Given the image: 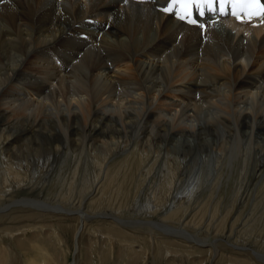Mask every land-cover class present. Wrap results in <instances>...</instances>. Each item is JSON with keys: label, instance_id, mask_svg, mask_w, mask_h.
Listing matches in <instances>:
<instances>
[{"label": "bare ground", "instance_id": "1", "mask_svg": "<svg viewBox=\"0 0 264 264\" xmlns=\"http://www.w3.org/2000/svg\"><path fill=\"white\" fill-rule=\"evenodd\" d=\"M162 1L0 0V214L20 207L76 216L82 227L98 218L157 227L213 258L220 240L264 264V253L231 244L232 236L209 243L183 224L91 212L90 195L67 207L41 195L58 159L72 155L101 159L104 177L124 154L163 157L169 172L190 171L194 188L203 172L264 171V19L209 18L189 28L163 14ZM27 231L13 239L26 264L65 263L61 239ZM3 242L0 264H21ZM87 252L83 264L93 257ZM116 259L144 260L129 251Z\"/></svg>", "mask_w": 264, "mask_h": 264}, {"label": "rangeland", "instance_id": "2", "mask_svg": "<svg viewBox=\"0 0 264 264\" xmlns=\"http://www.w3.org/2000/svg\"><path fill=\"white\" fill-rule=\"evenodd\" d=\"M137 155L127 153L112 160L105 177L100 176L101 159L92 161L78 155L62 157L53 165L55 171L39 183L43 188L41 195L60 199L65 207L69 200L77 202L79 197L90 195L88 209L91 212L114 211L129 223L161 221L175 228L183 224L188 233L209 243L232 236L231 244L249 245L264 253V171L255 177L250 170L247 175H240L239 170L230 175L226 168L215 175L203 172L198 178L204 181L199 188H194L193 183L188 186L190 171L185 175L177 171L171 173L163 157L151 155L150 159L146 156L144 159ZM173 168L176 169L175 165ZM13 209L0 214V241L17 253L21 264H26L25 253L18 250L13 239H21L24 230H28L24 233L27 237L45 234L51 240L61 239L66 264L74 261L83 264L88 260V250L93 256L89 264H117L120 251L140 253L144 259L142 264H261L250 251L235 250L220 240L217 242L219 252L213 258L211 249L166 237L157 227H120L101 218L92 219L82 227L76 216ZM78 227L80 233L75 235ZM49 244L55 249L50 241ZM128 262L126 259L123 264Z\"/></svg>", "mask_w": 264, "mask_h": 264}, {"label": "snow or ice", "instance_id": "3", "mask_svg": "<svg viewBox=\"0 0 264 264\" xmlns=\"http://www.w3.org/2000/svg\"><path fill=\"white\" fill-rule=\"evenodd\" d=\"M226 6L231 7V14L241 22H244V18L250 20L253 17H264V6L261 5L260 0H169L167 7L162 11L166 14H174L181 21L195 24L196 21L192 19L193 9L200 15H203L205 11L217 10L220 15H224Z\"/></svg>", "mask_w": 264, "mask_h": 264}, {"label": "water", "instance_id": "4", "mask_svg": "<svg viewBox=\"0 0 264 264\" xmlns=\"http://www.w3.org/2000/svg\"><path fill=\"white\" fill-rule=\"evenodd\" d=\"M76 247V246H75ZM76 249V248H75ZM76 251V250H75Z\"/></svg>", "mask_w": 264, "mask_h": 264}]
</instances>
